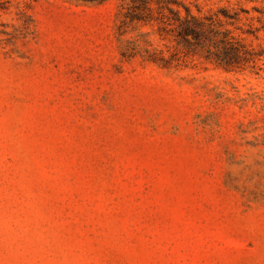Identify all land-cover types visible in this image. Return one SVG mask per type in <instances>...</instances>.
Instances as JSON below:
<instances>
[{"label":"rangeland","instance_id":"374dc122","mask_svg":"<svg viewBox=\"0 0 264 264\" xmlns=\"http://www.w3.org/2000/svg\"><path fill=\"white\" fill-rule=\"evenodd\" d=\"M182 1L264 51V0ZM122 3L0 0V264H264V55L145 60Z\"/></svg>","mask_w":264,"mask_h":264},{"label":"trees","instance_id":"16d2710c","mask_svg":"<svg viewBox=\"0 0 264 264\" xmlns=\"http://www.w3.org/2000/svg\"><path fill=\"white\" fill-rule=\"evenodd\" d=\"M121 6L119 33H124L125 28L133 23L154 26L158 39L164 42L167 55L163 50L152 49L146 50L143 58L162 66L183 56L197 55L225 70H241L248 65L254 67L264 55L263 50L256 51L235 32L239 29L235 23L241 20L238 12L230 13L222 7L214 13L198 14L182 0H124ZM253 10L258 13L256 19L264 32V6L261 9L253 7ZM241 11L247 15L246 19L252 18L248 16V10Z\"/></svg>","mask_w":264,"mask_h":264}]
</instances>
